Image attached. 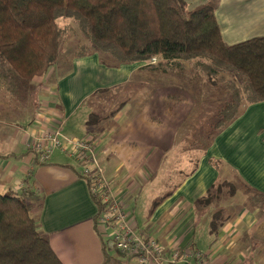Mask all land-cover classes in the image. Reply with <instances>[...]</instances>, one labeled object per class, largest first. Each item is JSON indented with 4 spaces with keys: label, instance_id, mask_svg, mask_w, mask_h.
<instances>
[{
    "label": "crops",
    "instance_id": "crops-1",
    "mask_svg": "<svg viewBox=\"0 0 264 264\" xmlns=\"http://www.w3.org/2000/svg\"><path fill=\"white\" fill-rule=\"evenodd\" d=\"M185 1L194 9L209 0ZM216 16L228 44L264 36V0H218ZM146 64L114 65L107 54L96 51L81 57L72 54L66 72H53L54 66L34 78L26 89L42 92L38 119L32 116L29 127L12 115L0 119V191L22 196L33 206L39 230L50 235L63 264H103L107 255L106 264H127L122 254L105 249V236L96 225L98 208L81 176L83 165L59 149L43 160L28 146L31 135L60 127L67 137L93 139L105 173L128 210L163 165L168 172L171 153L184 171L175 188L153 201L143 227L136 211L129 210L137 233L159 241L164 264H200L196 258L173 262L176 248L202 252L211 264H264V211L250 198L251 191L264 193V101L246 105L204 152H190V134L184 127L198 99L187 88L152 83L151 77L169 73L139 72ZM144 74L149 81L142 83ZM173 74L183 77L189 72ZM190 75L198 80L197 73ZM131 81L137 83L133 93H140L142 84L145 102L135 107L125 97L122 106L101 108L109 99L105 95H119ZM3 99L10 101L0 91V102ZM92 113L97 116L92 118ZM180 130L185 143L174 151ZM176 171L182 169L170 173ZM218 181L233 184L235 193L207 205L198 203ZM215 219L219 224L212 230Z\"/></svg>",
    "mask_w": 264,
    "mask_h": 264
},
{
    "label": "trees",
    "instance_id": "trees-1",
    "mask_svg": "<svg viewBox=\"0 0 264 264\" xmlns=\"http://www.w3.org/2000/svg\"><path fill=\"white\" fill-rule=\"evenodd\" d=\"M217 6L218 0L194 9L185 0H0L1 94L10 101L24 94L34 78L55 66L69 31H79L87 42L74 57L99 51L114 65L146 62L144 68L168 74L189 63L193 71H201L222 99L214 113L213 140L246 105L264 101V36L228 44ZM81 176L98 208V225L108 203L94 194L91 178ZM235 191L233 184L218 181L198 203L207 205ZM251 192L252 203L264 211V193ZM218 224L215 219L212 230ZM104 245L126 259L120 250L107 247L106 238ZM108 261L109 255L103 264ZM0 264H63L50 235L39 230L33 206L22 196L1 191Z\"/></svg>",
    "mask_w": 264,
    "mask_h": 264
},
{
    "label": "rangeland",
    "instance_id": "rangeland-1",
    "mask_svg": "<svg viewBox=\"0 0 264 264\" xmlns=\"http://www.w3.org/2000/svg\"><path fill=\"white\" fill-rule=\"evenodd\" d=\"M82 33L77 31H69L68 37L66 40V44L62 48V51L60 52L59 58L55 64V69L53 72H66V70L69 68V64L71 65L72 62V54H75L78 52V50L81 48L80 46L85 44L87 42V39L84 37V35H81ZM139 72H161L158 70H151V69H142ZM177 72H183L181 74H184V72H189V75H176L173 73ZM190 72H194L195 74H198V80L196 81L194 78H192V75H190ZM171 75L170 73L168 75H158L157 77H151V82L154 84H166L170 85L179 89H182L184 91L185 88L188 89V94L192 98L195 97L199 101V105H197L196 109H194V114L192 115L190 113V116L188 121L185 122V127L188 128V133L190 134V152H197L199 153L204 152V150L207 149V145L210 144L209 142L212 141V130L214 129L213 125L216 123L215 121L218 120L217 116L214 114L216 113L218 107L221 104V101H219L218 93H216V87L213 86L211 83L208 82L206 77L201 73V71H193L191 68V65L188 63L187 68L182 71H174ZM200 74L203 75V79H200ZM197 79V77H196ZM141 81L147 82L149 81L148 75L144 74L141 77ZM137 83H132V81L126 85L124 88L118 90L119 95L114 93H108L105 95L107 98H109L105 103H103V107L108 106V108H113L115 106L119 107L122 106V101L125 97H128L130 103L133 102L135 107H137L138 104H141L145 102L148 99L147 94L142 90L143 86L141 84V91L140 93H133V88H135ZM215 87V88H214ZM30 89V88H29ZM29 89L25 90L24 94H21L19 98L12 99V101H7L5 99L1 100L0 102V119L1 117H6L7 115H12V117L16 118L19 117L21 119H24L23 121H27V126L29 127L32 122V116H36L39 114L42 108L41 100H42V92H40V88L35 87L34 91H31ZM2 95V94H1ZM110 100V102H108ZM220 100H222L220 98ZM92 101H89L88 103H92ZM220 103V104H218ZM107 108V107H106ZM102 109L98 111V115L101 114ZM7 112V113H6ZM83 112V111H82ZM105 112V111H104ZM80 115L77 116L79 118ZM97 116V115H96ZM92 113V118L96 117ZM29 117L30 120L28 119ZM99 117H101L99 115ZM38 119V117L36 116ZM34 123V122H33ZM36 126V125H35ZM185 130V129H184ZM67 131V130H66ZM62 135L65 133L61 131ZM182 130L178 133V139L176 146L174 147V151H180L181 145L185 143V141H181V133ZM185 132V131H184ZM203 138V139H202ZM210 138V139H209ZM186 153L189 155V151H186ZM182 159V158H180ZM224 164V163H223ZM174 166V167H173ZM180 160H177V157L170 156L168 157L167 162V170L168 172H165L166 167L163 165L162 171H160L158 174H156L154 180L147 185L140 194H137V200L136 202L132 200V206L130 211L135 210L136 215L139 219V222L141 226L143 227V219L144 215L147 214L149 210L153 208V201L155 199H159V197L165 193L170 191L171 189L175 188L176 183L180 179V176L184 169L181 167ZM188 167H191V164L188 165ZM182 169V171H176L174 174L170 173V170L172 169ZM191 168H189L190 170ZM188 170V169H187ZM186 175V174H184ZM227 211V210H226ZM151 231V230H147ZM142 234V233H141ZM143 235V234H142Z\"/></svg>",
    "mask_w": 264,
    "mask_h": 264
},
{
    "label": "built area",
    "instance_id": "built-area-1",
    "mask_svg": "<svg viewBox=\"0 0 264 264\" xmlns=\"http://www.w3.org/2000/svg\"><path fill=\"white\" fill-rule=\"evenodd\" d=\"M152 62H157V58L154 57ZM61 133L60 127H52L41 134H32L28 146L43 160H47L54 150L59 149L83 165V173L93 181L94 194L108 203L97 222L108 248L124 253L127 264H163L165 258L162 245L155 238H144L137 233L134 215L112 187L93 139H73ZM189 258H196L200 264H211L208 257L199 251L182 252L176 248L172 254L173 262Z\"/></svg>",
    "mask_w": 264,
    "mask_h": 264
}]
</instances>
